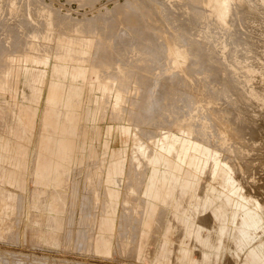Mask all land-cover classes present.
I'll use <instances>...</instances> for the list:
<instances>
[{"label":"rangeland","instance_id":"374dc122","mask_svg":"<svg viewBox=\"0 0 264 264\" xmlns=\"http://www.w3.org/2000/svg\"><path fill=\"white\" fill-rule=\"evenodd\" d=\"M187 1L0 0V264H264V109L250 98L232 60L242 56L240 44L259 38L264 44V37L256 35L264 32L263 20L250 23L251 16L258 20L264 13V5L251 10L250 0ZM180 4L201 17L193 23L195 15L183 13ZM29 9L30 22L39 20L37 29L25 22ZM18 11L25 14L15 27L10 17ZM70 20L81 26L78 31L69 29ZM189 20L193 25L188 27ZM48 30L53 39L44 38ZM187 31L189 37L193 32L190 39ZM124 38L128 43L122 46ZM143 42H150L151 50ZM263 44L250 58L264 68V59L257 57ZM5 66H11L7 75ZM263 68H250V85ZM206 78L210 83L202 84ZM226 83V90L237 86L223 95ZM256 85L263 87L260 81ZM231 92L243 93L229 102ZM249 92L257 97L253 89ZM174 161L185 167L165 180L170 169L165 163L173 167ZM229 189L253 201L237 200L245 205L237 217L223 213L218 219L220 190L232 194ZM245 215L260 228L251 224L249 233L243 230Z\"/></svg>","mask_w":264,"mask_h":264},{"label":"bare ground","instance_id":"6f19581e","mask_svg":"<svg viewBox=\"0 0 264 264\" xmlns=\"http://www.w3.org/2000/svg\"><path fill=\"white\" fill-rule=\"evenodd\" d=\"M37 1H38V0H37ZM186 1H187V0H186ZM248 1H249V0H248ZM157 2H159V1H156V3H157ZM175 2H176V0H175ZM175 2L172 3V4H174V6H175V4H176ZM180 2H181V0H180ZM189 2H190V1H189ZM189 2L187 1L188 4H189ZM38 3H39V2H38ZM156 3H154V4L156 5ZM177 3H178V2H177ZM181 3H182V2H181ZM185 3H186V2H184V5H185ZM190 3H191V2H190ZM192 3H193V2H192ZM195 3H196V5L198 4L197 1H195ZM243 3H244V2H243ZM250 3H251V5H252V6H250V7H251V10H254V8L257 9V7H259V6H263V5H264L260 0H254V1H253V0H250ZM40 4H41V3H40ZM158 4H161V3L159 2ZM158 4H157V5H158ZM178 4H179V3H178ZM193 4H194V3H193ZM193 4H192V6H193ZM244 4H245V3H244ZM41 5H42V4H41ZM150 5H151V4H150ZM161 5H162V4H161ZM176 5H177V4H176ZM184 5H183V6H184ZM186 5H187V4H186ZM230 5H231V4H230ZM245 5H246V4H245ZM38 6H39V4H38ZM162 6H163V5H162ZM174 6H173V7H174ZM178 6L180 7V6H182V4H180V5H178ZM183 6H182V8H183ZM190 6H191V5H190ZM236 6H237V5H236ZM22 7H23V6H22ZM27 7H28V6H27ZM40 7H41V6H40ZM40 7H39V8H40ZM165 7H167V6H165ZM188 7H189V6H188ZM193 7H194V6H193ZM201 7H202V6H201ZM44 8H45V7H44ZM158 8H159V7H158ZM169 8H170V7H169ZM175 8H176V7H175ZM177 8H178V7H177ZM177 8H176V9H177ZM182 8H181L180 11L183 10ZM184 8H185L186 11H185V12L183 11V13H186V14L188 15V14L190 13V10H191V9L189 10V8H186V6H184ZM198 8L200 9V7H197V9H198ZM242 8H243V7H242ZM247 8H248V7H247ZM120 9H121V8H120ZM160 9H161V8H160ZM164 9H165V8H164ZM164 9H163V11H164ZM167 9H168V8H167ZM167 9H165V10H167ZM176 9H175V10H176ZM194 9H196V8H194ZM197 9H196V10H197ZM116 10H117V9H116ZM170 10H172V9H170ZM170 10H169V11H170ZM192 10H193V9H192ZM192 10H191V14H192ZM196 10H194V11H196ZM200 10H201V9H200ZM200 10H199V11H200ZM202 10H203V9H202ZM202 10H201V11H202ZM237 10H238V9H237ZM244 10H245V9H244ZM167 11H168V10H167ZM194 11H193V13H195ZM197 11H198V10H197ZM199 11H198V12H199ZM233 11H234V10H233ZM247 11H249V9H248ZM258 11H259V9H258ZM33 12H34V11H33ZM37 12H38V11H37ZM117 12H118V11H117ZM138 12H139V11H138ZM178 12H179V11H178V9H177V13H178ZM242 12H243V10H242ZM250 12H253V11H250ZM255 12H256V11H255ZM262 12H263V11H262ZM47 13H48V11H47ZM98 13H99V12H98ZM110 13H111V12H110ZM133 13H134V11H133ZM167 13H168V12H166L165 14H167ZM169 13H170V12H169ZM171 13H172V12H171ZM175 13H176V12H175ZM175 13H173V14H175ZM181 13H182V12H181ZM201 13L204 14V11L201 12ZM201 13H200V14H201ZM12 14H13V13H12ZM22 14L24 15V14H25V11H24V13H19V11H18V14H17V12H16V18H15V14H14L13 18L10 17V18H11V21H12V20L14 21V22L12 21V22L14 23V25H15V23L17 22V20L20 21V19H21V17H22V16L20 17V15H22ZM111 14H112V13H111ZM129 14H130V13H129ZM129 14H128V15H129ZM131 14H132V13H131ZM131 14H130V16L133 15V14H132V15H131ZM134 14H135V13H134ZM158 14H159V13H158ZM178 14H180V13H178ZM178 14H177V17H180V18H181V16H180L181 14H180L179 16H178ZM242 14H243V13H242ZM252 14H253V13H252ZM254 14H255V13H254ZM262 14H264V13H262ZM262 14H260V16H261ZM32 15H33V14L31 13V10L29 9L28 13H27L26 16H25V17H26V21H25V22H26V24H28V26L30 25V27H29L30 30H31V29H34V28L38 25L37 23H39V22H37V21H39V20L36 21L37 18H36L35 21H34V22H36V23H33L32 21H31L32 23L30 22V19H28V18H29V17L31 18ZM47 15H48V14H47ZM115 15H116V14H115ZM136 15L138 16L137 12H136ZM192 15H195L194 17L191 16V18H194L193 23H194V21H195L196 18H197L196 20H198V19L201 17V16L199 15V13H195V14H192ZM201 15H202V14H201ZM17 16H18V17H17ZM51 16H52V15H51ZM56 16H58V15H56ZM112 16H113V15H112ZM164 16H165V15H164ZM166 16H167V15H166ZM170 16H171V15H168L167 17H170ZM182 16H183V15H182ZM189 16H190V15H189ZM189 16H188V17H189ZM245 16H248V15H245ZM250 16H251V15H250ZM254 16H255V15H254ZM254 16H251V20L249 19V20H250V23H251L252 25L256 24V22H259V21H261V20H263V22H264V16H263V15H262L261 18H260V16H259V19H258V20L256 19L257 17L255 18ZM257 16H258V15H257ZM34 17H35V16H34ZM61 17H62V16L59 15V18H57V19H60V21H61ZM138 17H139V16H138ZM162 17H163V16H162ZM173 17H174V16H173ZM173 17H171V18L173 19ZM183 17L185 18V16H183ZM49 18H50V17H49ZM55 18H56V17H55ZM110 18H111V17H110ZM115 18H117V17H115ZM133 18H134V17H133ZM171 18H169L170 20L168 19L169 22L171 21ZM202 18H203V17H202ZM236 18H237V17H236ZM240 18H241V17H240ZM32 19H33V18H32ZM32 19H31V20H32ZM39 19H40V18H39ZM47 19H48V18H47ZM102 19H103V18H102ZM111 19H112V18H111ZM130 19H131V18H130ZM166 19H167V18H166ZM185 19H188V18H185ZM237 19H238V18H237ZM9 20H10V19H9ZM24 20H25V19H24V17H23V21H24ZM55 20H56V19H55ZM136 20H137V19H136ZM180 20H181V19H180ZM182 20H183V18H182ZM190 20H191V19H190ZM190 20H189V21H186V22L184 21V22L186 23V24H184V25H188V27H189V24L192 23V22H191L192 20H191V21H190ZM200 20H201V19H200ZM200 20H199V21H200ZM204 20H205V19H204ZM246 20H247V19H246ZM11 21H10V24H11ZM15 21H16V22H15ZM70 21H71V20H70ZM98 21H99V20H98ZM109 21H110V20H109ZM109 21H107L106 23H108ZM112 21H113V20H112ZM114 21H115V20H114ZM128 21H129V17H128ZM139 21H140V20H139ZM139 21H138L137 23H139ZM165 21H166V20H165ZM165 21H163V22H165ZM174 21H175V19H174ZM239 21H240V20H239ZM21 22H22V20H21ZM27 22H28V23H27ZM56 22H57V24H59V23H58L59 21L56 20ZM75 22H76V21H75ZM104 22H105V21H104ZM125 22H126V21H124V23H125ZM131 22H132V20H131ZM131 22H130V23H131ZM133 22H134V21H133ZM140 22H142V21H140ZM161 22H162V21H161ZM166 22H167V21H166ZM172 22H173V21H172ZM176 22H177V21H176ZM176 22H175V23H176ZM179 22H181V21H179ZM182 22H183V21H182ZM182 22H181V23H182ZM184 22H183V23H184ZM196 22H197V21H196ZM196 22H195V25H196ZM209 22H210V21H209ZM209 22H208V23H209ZM242 22H243V21H242ZM47 23H48V22H47ZM53 23H55V22L51 21V25H52V26H54ZM60 23H61V22H60ZM127 23H128V22H126L125 24L127 25ZM137 23H136V24L133 23V25H137ZM193 23L191 24V26L193 25ZM213 23H214V22H213ZM235 23H237V22H235ZM235 23H234V24H235ZM260 23H261V22H260ZM2 24H3V23H2ZM26 24H25V25H26ZM65 24H66V23H65ZM70 24H71V27H70L69 29H73V28L75 27V25L73 24V21H71ZM70 24H69V25H70ZM104 24H105V23H104ZM108 24L110 25V23H108ZM108 24H107V25H108ZM112 24H114V22H113ZM169 24H170V23H169ZM173 24H174V23H173ZM176 24H177V23H176ZM176 24H175V25H176ZM178 24H179V23H178ZM198 24H200L201 26H203V25H202L203 22H202V24H201V23H198ZM204 24H205V22H204ZM241 24H242V23H241ZM257 24H258V23H257ZM16 25H18V24L16 23ZM16 25H15V27H16ZM55 25H56V24H55ZM60 25H61V24H60ZM85 25H86V24H85ZM97 25H98V24H97ZM115 25L117 26L116 23H115ZM118 25H119V24H118ZM131 25H132V23H131ZM131 25H130V26H131ZM167 25H168V23H167ZM182 25H183V24H182ZM205 25H206V24H205ZM212 25H214V24H212ZM242 25H243V24H242ZM9 26H10V25H9ZM21 26H24V24H20L19 27H21ZM28 26H27V27H28ZM76 26H77V27H75V28H76V30L78 31L79 27H81V26L78 27V23H77ZM95 26H96V25H95ZM99 26H100V25H99ZM104 26H105V25H104ZM116 26H114V27H116ZM124 26H125V25H124ZM127 26H128V25H127ZM165 26H166V25H165ZM168 26H169V25H168ZM178 26H179V27H178ZM178 26H177L178 28H185V27H180V25H178ZM191 26H190V28H191ZM198 26H199V25H198ZM198 26H197V27L195 26V27L197 28L196 30H197L198 34H201V36H202V34H204V32H202V31L204 30V28H203V30H202V28H200V26H199V27H198ZM240 26H241V25H240ZM256 26H258V25H256ZM259 26H260V24H259ZM261 26H264V24L262 25V23H261ZM19 27H17V28H19ZM49 27H50V26H49ZM84 27H85V26H84ZM107 27H111V26H107ZM114 27H113V28L111 27V29L114 30ZM120 27H121V25H120ZM166 27H167V26H166ZM169 27L173 28V26H171V25H170ZM174 27H175V26H174ZM188 27H186V28H188ZM204 27H205V26H204ZM233 27H234V26H233ZM245 27H246V24H245ZM9 28H10V27H9ZM29 28H26V27H25L26 30L29 29ZM121 28H122V27H121ZM136 28H138V27H136ZM142 28H144V27L142 26V27L140 28V30H141ZM167 28H168V27H167ZM186 28H185V30H183V31H186ZM216 28H217V27H216ZM216 28H215V29H216ZM259 28H260V27H259ZM259 28H258V29H259ZM4 29H5V28H4ZM10 29H11V28H10ZM12 29H14V27H12ZM15 29H16V28H15ZM20 29L22 30V28H20ZM23 29H24V28H23ZM36 29H37V27H36ZM123 29L125 30V28H122V30H123ZM239 29H240V28H239ZM239 29H238V30H239ZM245 29H246V28H245ZM16 30H18V29H16ZM52 30H53V28H52ZM80 30H81V29H80ZM116 30H117V31H116ZM126 30H127V29H126ZM126 30H125V31H126ZM133 30H134L135 32L138 31V29H136V30L133 29ZM143 30H144V29H143ZM187 30H189V29H187ZM247 30H248V29H247ZM254 30H256V28H255V29L253 28V29H252V32H254ZM11 31H12V30H11ZM33 31H34V30H33ZM68 31H69V30H68ZM102 31H103V30H102ZM115 31H116V32H114V31H113V32H114V33H117L119 30H118V29H115ZM148 31H150V30H148ZM152 31H153V30H152ZM190 31H193V29H192V30L190 29ZM225 31H226V30H225ZM240 31H241V30H240ZM8 32H9V31H8ZM12 32H13V31H12ZM12 32H11V33H12ZM15 32H16V31H15ZM29 32H30V31H29ZM66 32H67V31H66ZM113 32H112V33H113ZM122 32H123V31H122ZM135 32H134V33H135ZM138 32H140V31H138ZM138 32H137V33H138ZM141 32H142V31H141ZM188 32H189V31L185 32L186 35H188ZM194 32H195V31H194ZM211 32H212V31H211ZM211 32H210V33H211ZM235 32H236V31H235ZM17 33H20V32H17ZM32 33H33V32H32ZM70 33H71V32H70ZM72 33H73V31H72ZM143 33H144V31H143ZM153 33H155V32L153 31ZM153 33L151 32L150 34H153ZM192 33H193V32L190 33V37H189V35H188V37H186V35H185V37L190 39ZM208 33H209V32H208ZM225 33H226V32H225ZM232 33H233V31H232ZM232 33H231V34H232ZM240 33H241V32H240ZM240 33H239V34H240ZM3 34H4V33H3ZM8 34H9V33H8ZM12 34H13V33H12ZM15 34H16V33H15ZM33 34H34V33H33ZM42 34L44 35V38H45V39H49L50 37L53 39V37H52L53 31L48 30L46 33H42ZM79 34H80V32H79ZM81 34H82V33H81ZM84 34H85V33H84ZM84 34H83V35H84ZM138 34H139V33H138ZM146 34H147V32H146ZM148 34H149V33H148ZM177 34H179V32H177ZM180 34H181V32H180ZM196 34H197V33H196ZM196 34H195V35H196ZM198 34H197V35H198ZM212 34H213V33H211V35H212ZM217 34H218V33H217ZM231 34H230V35H231ZM234 34H235V33H234ZM242 34H243V33H242ZM245 34H246V33H245ZM1 35H2V34H1ZM17 35H18V34H17ZM22 35H23V34H22ZM30 35H31V34H29V36H30ZM68 35H69V34H68ZM113 35H114V34H113ZM117 35H118V34H117ZM155 35H156V34H155ZM183 35H184V33H183ZM183 35H182V36H183ZM192 35H193V34H192ZM207 35H208V34H207ZM246 35H247V34H246ZM249 35H252V33L249 34ZM253 35H255V34H253ZM256 35H257V37H258V36H260V37H264V32H257ZM19 36H20V35H19ZM27 36H28V35H27ZM29 36H28V38H29ZM32 36H33V37H36V36H39V35H36V33H35V34L32 35ZM126 36H128V35H126ZM179 36H180V35H179ZM179 36H178V37H179ZM236 36H237V34H236ZM240 36H241V35H239V37H240ZM6 37H7V36H6ZM8 37H9V36H8ZM14 37H15V36H14ZM21 37H22V36H21ZM39 37H41V35H40ZM154 37H155V36H154ZM194 37L196 38V36H194ZM194 37H193V38H194ZM203 37H204V36H203ZM209 37H210V36L208 35V38H209ZM212 37H213V36H212ZM234 37H235V36H234ZM245 37H246V36H245ZM251 37H252V36H251ZM1 38H2V37H1ZM10 38H11V37H10ZM115 38H116V37H115ZM121 38H122V37H121ZM121 38H119V39L121 40ZM126 38H128V37H126ZM126 38H124L125 41L122 40L123 42H121V43L119 42L120 45H121L122 43H123V44L128 43V41L126 42V40H127ZM179 38H180V37H179ZM182 38H183V37H182ZM186 38H185V39H186ZM197 38H198V37H197ZM197 38H196V39H197ZM199 38H200V35H199ZM215 38H216V37H215ZM236 38H237V37H236ZM23 39H24V38H23ZM89 39H90V38H89ZM91 39H92V38H91ZM155 39H156V37H155ZM206 39H207V38H206ZM220 39H221V38H220ZM225 39H226V38H225ZM239 39H243V38H239ZM249 39H250V38H249ZM252 39H255V37H254V38L252 37ZM256 39H257V38H256ZM2 40H3V39H2ZM17 40L20 41V39H17ZM27 40H28V39H27ZM42 40L44 41V39H42ZM85 40H86V39H85ZM116 40H117V39H116ZM128 40H129V39H128ZM156 40H158V39H156ZM183 40H184V39H182V41H183ZM192 40L194 41V39H192ZM245 40H247V39H245ZM257 40H258V39H257ZM260 40H261L260 38H259V40H258L259 42H257V41H252V42H251V40H250V41L248 40V42H250V44L247 42L249 45L246 43V44H243V46H240V45H242V44H240V43H242L243 41L239 40V41H241V42H239L240 45L237 46V47H238L237 49H242V56H237V55H236V56L232 57V60H233L234 64H235V62H236L237 65H238V67H239L238 69H239V73H240L241 78L239 77L238 79H243V80H244V85H245L246 87H248V89H249V90L247 89V91H248V94H249L250 98L253 99V100L256 102V106H257L260 110H262V108L264 109V68H263V66L261 65L260 62L258 63V62L256 61V59L254 60L253 57L250 58V57L253 55V54L251 55L250 53H253V52H254V54H255V52H256L257 50L260 51V47H262V46H260V45L263 44V43H260ZM263 40H264V39H263ZM0 41H1V40H0ZM8 41H9V40H8ZM21 41H22V40H21ZM21 41H20V42H21ZM45 41H46V40H45ZM90 41H91V40H89V42H90ZM92 41H93V40H92ZM118 41H119V40H118ZM118 41H117V43H118ZM186 41H187V40H186ZM193 41H192V44H193ZM196 41H197V40H195V42H196ZM210 41H211V40H210ZM222 41H223V40H222ZM231 41H232V40H231ZM12 42H15V41H12ZM12 42H10V43H12ZM24 42H25V41H24ZM36 42H37V41H36ZM124 42H126V43H124ZM129 42H130V41H129ZM132 42H134V41H132ZM190 42H191V40H190ZM197 42L200 43V41H197ZM197 42H196V43H197ZM237 42H238V41H237ZM244 42H245V41H244ZM6 43H7V41H6ZM26 43H27V42H26ZM91 43H92V42H91ZM140 43H141V42H140ZM140 43H139V44H140ZM143 43H145V42H143ZM149 43H150V42L145 43V44L148 46L147 48H146V45L144 46V45L142 44V46H144V48L148 49V48H149V45H148ZM159 43H162V42H159ZM159 43H157V45H159ZM183 43H184V42H183ZM186 43H188V44L186 45V46L188 47L190 43H189V42H185V44H186ZM196 43H195V44H196ZM204 43H205V41H204ZM231 43H232V42H231ZM22 44H23V42H22ZM123 44H122V46H124ZM132 44H133V43H132ZM150 44H151V43H150ZM162 44H163V43H162ZM192 44H190V45H192ZM197 44H198V43H197ZM201 44H203V42H202ZM210 44H211V43H210ZM222 44H223V42H222ZM233 44H235V42H234ZM13 45H14V44H13ZM38 45H39V44H38ZM108 45H109V44H108ZM112 45H114V44H112ZM127 45H128V44H127ZM152 45H153V44H152ZM211 45H212V44H211ZM216 45H217V44H216ZM236 45H237V44H236ZM8 46H9V45H8ZM8 46H7V47H8ZM23 46H24V45H23ZM42 46H43V45H42ZM132 46H133V45H132ZM139 46H140V45H139ZM142 46H141V47H142ZM153 46H154V45H153ZM195 46H199V45H195ZM203 46H204V45H203ZM203 46H202V47L199 46L198 49H199V48H202V49H203ZM206 46H207V44H206ZM206 46H205V47H206ZM232 46H233V45H232ZM232 46H231V47H232ZM248 46L250 47L251 50H246V49H245V48L248 47ZM263 46H264V44H263ZM1 47H2V46H1ZM9 47H10V46H9ZM12 47H13V46H12ZM21 47H22V46H21ZM128 47H129V46H128ZM136 47H137V46H136ZM150 47H151V45H150ZM205 47H204V49H205ZM208 47H209V46H208ZM233 47H234V46H233ZM123 48H124V47H123ZM142 48H143V47H142ZM144 48H143L142 50H144ZM153 48H154V47H153ZM156 48H157V47H156ZM156 48H155V49H156ZM160 48H161V47H158L159 50H161ZM163 48H164V47H163ZM191 48H194V45H193V47L191 46ZM206 48H207V47H206ZM212 48H213V46H212ZM229 48H230V47H229ZM113 49H114V48H113ZM135 49H136V48H135ZM139 49H140V47H139ZM139 49H136V51L138 50V53H139ZM146 49H145V51H143V52L141 51V52H142V53L146 52V51H147ZM149 49H150V48H149ZM165 49H166V48H165ZM187 49H188V48H187ZM195 49H196V48H195ZM195 49H192V50H194V51L196 52ZM202 49H201V51H202ZM25 50H26V49H25ZM39 50H40V49H39ZM119 50H121V49H119ZM150 50H151V49H150ZM153 50H154V49H153ZM192 50H191V51H192ZM206 50H207V49H206ZM210 50H211V48H210ZM210 50H209V51H210ZM219 50H220V49H219ZM262 50H263V51H262L259 55H257V57H258L259 60H260V59H264V49H262ZM122 51H123V49H122ZM134 51H135V50H134ZM157 51H158V50H157ZM161 51H162V50H161ZM188 51H189V50H188ZM191 51H190V52H191ZM194 51H193V52H194ZM199 51H200V50H199ZM19 52H20V51H19ZM36 52H37V51H36ZM39 52H40V51H39ZM119 52H120V51H119ZM127 52H129V51H127ZM127 52H126V53H127ZM131 52H132V51H131ZM141 52H140V53H141ZM148 52H149V51H148ZM148 52H147V53H148ZM151 52H154V51H150V54H149V53H148V54L153 56V53L151 54ZM155 52H156V51H155ZM206 52H208V51H206ZM104 53H105V52H104ZM114 53H115V52H114ZM136 53H137V52H136ZM138 53H137V54H138ZM222 53H223V58H225V55H224L225 53H224V51H222ZM234 53H235V52H234ZM236 53H237V52H236ZM243 53H244V55H243ZM256 53H257V52H256ZM44 54H45V53H44ZM117 54H118V52H117ZM119 54H120V53H119ZM121 54H123V53H121ZM121 54H120V55H121ZM127 54H128V53H127ZM137 54H136V55H137ZM145 54H146V53H145ZM160 54H161V53H159V51H158V54H157V55H160ZM191 54H192V53H191ZM203 54H204V53L202 52L201 55H203ZM206 54H208V53H206ZM206 54H204L203 56H205ZM210 54H211V53H209L207 56L209 57ZM216 54H217V53H216ZM231 54H232V53H231ZM142 55H143V54H142ZM146 55H147V54H146ZM146 55H145V56H146ZM157 55H156V56H157ZM189 55H190V53H189ZM193 55H194V54H192V56H193ZM195 55H198V53L195 54ZM218 55H219V54H218ZM239 55H241V54H239ZM107 56H108V55H107ZM122 56H123V55H121V58H122ZM124 56H126V55H124ZM124 56H123V58H124ZM137 56H139V55H137ZM147 56H148V55H147ZM190 56H191V55H190ZM219 56H220V55H219ZM255 56H256V55H255ZM160 57H161V56H160ZM194 57H195V56H194ZM194 57H193V58H194ZM208 57H206V58H208ZM215 57H216V56H215ZM20 58H22V56H21ZM108 58H109V56H108ZM158 58H159V56H158ZM164 58H165V57H164ZM197 58H200L199 55L197 56ZM204 58H205V57H204ZM209 58H211V57H209ZM217 58H218V57H217ZM217 58H215V59H217ZM221 58H222V57H221ZM227 58H228V57H227ZM230 58H231V57H230ZM230 58H229V59H230ZM125 59H126V58H125ZM148 59H149V61H150V58H148ZM211 59H212V58H211ZM215 59H214V62H215ZM218 59H220V58H218ZM250 59H251V60L253 59V60H252V61H249ZM107 60H108V59H107ZM122 60H124V59H122ZM126 60H127V59H126ZM126 60H125V61H126ZM165 60H166V59H165ZM190 60L193 62L192 58H191ZM195 60H196V58H195ZM195 60H194V61H195ZM207 60L209 61V59H207ZM207 60H205V61H207ZM212 60H213V59H212ZM227 60H228V59H227ZM230 60H231V59H230ZM6 61H7V60H6ZM139 61H140V60H139ZM159 61H160V60H159ZM163 61H164V60H163ZM191 61H190V62H191ZM196 61H198V60H196ZM220 61H221V59H220ZM112 62H113V61H112ZM135 62H137V61H135ZM150 62H151V61H150ZM214 62H213V63H214ZM216 62H217V61H216ZM227 62H228V61H227ZM248 62H249V64H248ZM250 62H253V63H250ZM142 63H143V62H142ZM151 63H152V62H151ZM151 63H150V66H151ZM153 63H154V62H153ZM210 63H212V61H211ZM210 63L208 62V64H210ZM218 63H222V62H219V60H218L217 65H218ZM228 63H229V62H228ZM4 64H6V63H4ZM7 64H8V63H7ZM124 64H125V63H124ZM126 64H128V61L126 62ZM191 64H192V63H191ZM194 64L198 65L199 63H193V66H194ZM208 64H205V63H204V65H208ZM215 64H216V63H215ZM129 65H130V63H129ZM199 65H201V64H199ZM204 65L202 64V66H204ZM0 66H1V65H0ZM115 66H116V65H115ZM202 66H201V68H202ZM221 66H222V65H221ZM225 66H226V65H225ZM2 67H3V64H2ZM5 67H7V66H5ZM5 67H4V68H5ZM131 67H132V65H131ZM136 67H137V66H136ZM154 67H156V66H154ZM208 67H210V66H208ZM214 67H215V66H214ZM236 67H237V66H236ZM8 68H10V67H8ZM122 68H124V67H122ZM132 68H133V67H132ZM148 68H149V67H148ZM152 68H153V65H152ZM152 68H151V69H152ZM203 68H204V67H203ZM203 68H202V69H203ZM212 68H213V67H212ZM250 68H255V69H261V68H263V72H262V74H255V75H258V76H256L257 79L254 80V81L252 82V83H253L252 85H250L249 80H248L249 77L254 78V76H253L254 74L251 73V69H250ZM5 69H7V68H5ZM116 69H117V68H116ZM127 69H128V68H127ZM145 69H146V68H145ZM202 69H200V70L202 71ZM204 69H205V68H204ZM207 69H208V68H207ZM218 69L220 70V68H218ZM227 69H228V67H227ZM7 70H8V69H7ZM128 70H129V69H128ZM133 70H134V69H133ZM141 70H142V68H141ZM153 70H154V68H153ZM162 70H163V69H162ZM222 70H223V69H222ZM120 71H122V70H120ZM130 71H131V69H130ZM205 71H206V70H205ZM205 71H204V72H205ZM207 71H208V70H207ZM207 71H206V72H207ZM211 71H212V70H211ZM211 71H208V72H210V73H214V72H211ZM224 71H225V70H224ZM126 72H127V71H126ZM146 72H147V69H146ZM202 72H203V71H202ZM208 72H207V73H208ZM220 72H221V71H220ZM127 73H128V72H127ZM127 73H126V74H127ZM129 73H130V72H129ZM132 73H133V72H132ZM144 73H145V72H144ZM144 73H143V74H144ZM223 73H224V72H223ZM228 73H229V72H228ZM230 73H232V72H230ZM230 73L228 74V76L230 75ZM130 74H131V73H130ZM150 74H151V73H150ZM198 74H199V71H198ZM200 74H202V73L200 72ZM214 74H215V73H214ZM217 74H218V71H217ZM224 74H225V73H224ZM233 74H234V73H233ZM132 75H133V74H132ZM203 75H205V74H203ZM207 75H208V74H207ZM219 75L222 76L221 74H219ZM120 76H121V75H120ZM122 76H123V75H122ZM124 76H126V75H124ZM148 76H150V75H148ZM201 76H202V75H200L199 77L202 78ZM205 76H206V75H205ZM209 76H210V75H209ZM228 76H227V77H228ZM230 76H231V75H230ZM232 76H234V75H232ZM131 77H132V76H131ZM164 77H166V76H164ZM171 77H172V74H171ZM174 77H175V76H174ZM174 77H173V80H174ZM176 77H177V76H176ZM176 77H175V78H176ZM203 77H204V76H203ZM213 77H214V76H213ZM217 77H218V76H217ZM223 77H224V76H223ZM225 77H226V76H225ZM235 77H236V75H235ZM154 78H155V77H154ZM168 78L170 79V77H168ZM207 78H208V77H207ZM207 78L204 79V80L202 81V84L204 83V81L207 80ZM210 78H211V77H210ZM210 78H209V79H210ZM128 79H129V78H128ZM145 79H146V78H145ZM160 79H162V78H160ZM160 79H159V81H160ZM163 79H164V78H163ZM163 79H162V80H163ZM166 79H167V78H166ZM216 79H217V78H216ZM224 79H226V78H224ZM228 79H231V78H228ZM235 79H236V78H235ZM235 79H234V80H235ZM148 80H149V79H148ZM150 80H151V79H150ZM153 80H154V79H153ZM164 80H165V79H164ZM170 80L173 81L172 78H171ZM177 80H178V82H179V79H177ZM177 80H176V81H177ZM234 80H232V81H234ZM124 81H125V80H124ZM159 81L157 80V82H159ZM167 81H168V79L166 80V82H167ZM176 81L174 80L173 82H176ZM200 81H201V80H200ZM212 81H213V80H212ZM212 81H211V82H212ZM219 81H220V80H219ZM229 81H230V80H229ZM232 81H231V82H232ZM239 81H240V80H238V82H239ZM257 81H258V82L260 81L261 86L263 85L262 88H259V87L256 85V82H257ZM164 82H165V81H164ZM169 82H170V81H168L167 83H169ZM173 82H171V83H173ZM206 82H209V83H210V81H208V80H207ZM215 82H217V81H215ZM234 82H235V81H234ZM238 82H236V83H238ZM153 83H155V82H153ZM209 83H208V84H209ZM213 83H214V81H213ZM227 83H230V82H227ZM227 83H226V84H227ZM240 83H241V82H240ZM262 83H263V84H262ZM147 84H148V82H147ZM205 84H206V83H205ZM208 84H206V85H208ZM218 84H219V83H218ZM226 84H225V86H224L225 89H224V91H223V95H224V92L229 91V90L232 91L233 88H235V87L237 86L235 83H233V84H235V85H234L235 87H234V86L231 87L232 90H231L230 88H228L229 90H226L227 87H228V84H227V86H226ZM150 85H151V84H150ZM163 85H165V84H162V85H161V83H160V86H163ZM166 85H167V86H169V85L171 86V84H169V85L166 84ZM206 85H205V86H206ZM212 85H213V84H212ZM212 85H211V87H210V86H207V87L212 88V87H213ZM230 85H231V84H230ZM253 85H255V87H254ZM146 86H147V85H146ZM222 86H223V85H222ZM163 87H165V86H163ZM163 87H162V89L160 88L161 91L163 90ZM203 87H204V86H203ZM215 87H216V86H215ZM215 87H214V88H215ZM218 87H219V86H218ZM253 87H254V88H253ZM165 88H166V87H165ZM214 88H213V90H214ZM238 88H239V87H238ZM145 89H146V88H145ZM168 89L171 90L170 88H168ZM168 89H167V91H168ZM206 89H207V88H206ZM208 89H209V88H208ZM215 89H216V88H215ZM250 89H253L254 91L257 92V94H256L257 97H256V98H254V97L252 96V94L249 92ZM174 90H175V91H174L175 94L177 95V93H176L177 90H176V89H174ZM217 90H218V89H217ZM219 90H220V88H219ZM235 90H236V89H235ZM238 90H239V89H238ZM238 90H237V91H238ZM141 91H143V90H141ZM145 91H146V90H145ZM153 91H154V89H153ZM164 91H165V90H164ZM210 91H211V90H210ZM210 91H209V92H210ZM241 91H242V90H239L238 92H241ZM143 92H144V91H143ZM165 92H166V91H165ZM216 92H218V91H216ZM216 92H214L213 95L217 94V96H218V93H216ZM232 92H233V91H232ZM232 92H231V94H232ZM166 93H167V92H166ZM207 93H208V91H207ZM219 93H220V91H219ZM227 93H228V92H227ZM229 93H230V92H229ZM242 93H243V92H242ZM242 93H236V92H235V93H233L232 95H229V96L226 94V96L229 97V102H230L231 100H233V99L230 100V98H231L232 96L234 97V96H235L234 94L242 95ZM143 94H144V93H143ZM168 94H170V92H169ZM175 94H174V95H175ZM180 94H181V95H184V93L182 94V92H181ZM165 95L167 96V94H165ZM178 95H179V94H178ZM210 95H211V93H210ZM219 95H220V94H219ZM237 95H236V96H237ZM146 96H148V95H146ZM166 96H165L164 98H166ZM185 96H186V95H185ZM217 96H216V97H217ZM230 96H231V97H230ZM236 96L234 97V99L236 98ZM167 97H168V96H167ZM169 97H170V96H169ZM183 97H184V96H183ZM213 97H214V96H213ZM221 97L223 98L222 95H221ZM221 97H220V98H221ZM237 97H238V96H237ZM184 98H186V97H184ZM184 98H183V99H184ZM218 98H219V96H218ZM222 98H221V99H222ZM242 98H243V97H242ZM146 99H147V98H146ZM167 99H168V98H167ZM167 99H165V100H167ZM186 99L188 100V98H186ZM186 99H185V100H186ZM223 99H224V98H223ZM225 99H226V98H225ZM225 99H224V100H225ZM237 99H239V98H237ZM243 99L245 100V98H243ZM243 99H242V100H243ZM247 99L249 100V98H247ZM142 100H143V99H142ZM142 100H141V101H142ZM160 100H161V99H160ZM187 100H186V101H187ZM224 100H223V101H224ZM235 100H236V99H235ZM244 100H243V101H244ZM248 100H247V101H248ZM163 101H164V99H163ZM167 101H168V100H167ZM170 101H171V99H170ZM186 101H184V102H185L184 105H186ZM220 101H221V100H220ZM225 101H226V100H225ZM227 101H228V98H227ZM168 102H169V101H168ZM187 102H188V101H187ZM221 102H222V101H221ZM229 102H227V105H230V104H231V103L228 104ZM170 103H171V102H170ZM242 103H243V102H242ZM245 103L247 104V102H245ZM245 103H244V105H246ZM141 104H142V103H141ZM143 104H144V102H143ZM143 104H142L141 106H143ZM188 104L190 105V103H187L186 106H188ZM224 104H226V103L224 102ZM249 104H250V103H249ZM134 105H135V104H134ZM144 105H145V104H144ZM146 105H147V103H146ZM182 105H183V104H182ZM240 105H243V104H240ZM244 105H243V106H244ZM231 106H232V105H231ZM237 106H238V105H237ZM243 106H242L241 108H243ZM247 106H248V105H247ZM256 106H255L254 108H257ZM189 107H190V106H189ZM229 107H230V106H229ZM232 107H233V106H232ZM239 107H240V106H239ZM251 107H252V106H251ZM140 108H141V107H140ZM144 108H145V107H144ZM144 108H143V109H144ZM147 108H148V107H147ZM169 108H170V107H169ZM174 108H176V107H174ZM174 108H173V109H174ZM186 108H187V107H186ZM227 108H228V107H227ZM237 108H238V107H237ZM237 108H234V110L237 109ZM176 109H177V108H176ZM249 109H250V108H249ZM139 110H140V112H142V111H141L142 109H139ZM145 110H146V109H144V111H145ZM147 110H148V109H147ZM169 110H170V109H169ZM169 110H168V111H169ZM171 110H172V108H171ZM171 110H170V113H171ZM238 110H240V109L238 108L237 111H238ZM173 111L176 112L175 110H173ZM173 111H172V112H173ZM178 111H179V110H178ZM230 111H231V109H230ZM140 112H139V113H140ZM179 112H181V111H179ZM179 112H178V115H181L182 113H179ZM187 112H188V110H187ZM227 112H228V109H227ZM141 114H142V113H141ZM172 114H173V113H172ZM174 114H175V113H174ZM183 114H184V113H183ZM176 115H177V114H176ZM178 117H179V116H178ZM180 117H181V116H180ZM183 117H184V116H183ZM263 118H264V117H263ZM263 118H262V119H263ZM262 119H261V120H262ZM139 120H140V119H139ZM146 120H147V119H145V121H146ZM148 120H149V119H148ZM148 120H147V121H148ZM150 120H151V118H150ZM150 120H149V121H150ZM143 121H144V120H143ZM149 121H148V122H149ZM152 121H153V120H152ZM236 121L238 122V120H235V119H234V124H236V126H239V124L235 123ZM140 122H141V120H140ZM245 122H246V121H245ZM245 122H244V123H245ZM150 123H151V121H150ZM251 123H252V122H251ZM253 123H254V121H253ZM260 123H261V121H260ZM241 124H242V123H241ZM248 124H249V123H248ZM245 125H246V123H245ZM254 125L256 126V123H254ZM254 125H252V126H254ZM257 125L259 126V125H261V124H257ZM263 125H264V124H263ZM202 126H203V125H202ZM242 127H244V125H243V126L241 125V128H242ZM256 127H257V126H256ZM256 127H255V128H256ZM248 128H249V127H248ZM250 128H251V127H250ZM252 128H253V127H252ZM255 128H253V129H255ZM263 128H264V126H263ZM239 129H240V128H239ZM244 129H245V127H244ZM256 129H257V128H256ZM256 129H255V130H256ZM204 131H205V130H204ZM250 131H251V129H250ZM252 131H254V130H252ZM258 132H259V131H258ZM255 133H256V132H255ZM261 133H262V131H261ZM258 135H259V134H258ZM263 135H264V134H263ZM216 139H217V138H216ZM215 141H217V140H215ZM213 156H214V155H213ZM215 159H216V158H215ZM249 163H250V162H249ZM251 165H252V164H251ZM243 170H244V169H243ZM258 175H259V174H258ZM263 181H264V180H263ZM232 182H233V181H232ZM259 186H260V185H259ZM259 200H260V199H259Z\"/></svg>","mask_w":264,"mask_h":264},{"label":"crops","instance_id":"0c3cea01","mask_svg":"<svg viewBox=\"0 0 264 264\" xmlns=\"http://www.w3.org/2000/svg\"><path fill=\"white\" fill-rule=\"evenodd\" d=\"M31 56L30 55H27V56H25V57H23V59L22 60H25V58H30ZM12 66V65H11ZM11 66H8V67H10V68H8V67H6L8 70L9 69H11ZM7 69H5L6 70V72H5V75H7V73H8V71H7ZM156 160V159H155ZM174 163V166L173 167H171V165H170V162L169 163H165L166 165H169V172L168 173H166V176H165V180H167V179H169V178H171L170 177V174H171V172H173L174 170H176V169H178V168H183V167H185V166H183V165H180V164H178V163H176L175 161L173 162ZM159 165H160V163H158V161H155V165H154V167H155V169H159ZM193 175H197V174H195V173H193V172H191ZM114 174V173H113ZM222 177H223V174H222ZM224 179V178H223ZM229 191H231L232 192V194H234V196L232 195V194H230V193H228V192H225V191H222V190H220V192H221V194H222V196H223V207L222 208H220L215 214H216V217L218 218V219H221V217L224 215V214H231L232 213V216H233V218L235 219L236 217H237V215H238V211H239V209L240 208H242V207H245V205H243L241 202H238V201H240V200H244V201H246V202H252L253 200L252 199H249L248 197H246V196H243V195H237L236 193H235V191L233 192L232 191V189H229ZM238 200V201H237ZM259 206H261V205H259ZM224 213V214H223ZM241 220H242V223H243V230H245L246 232H248L249 233V231H250V226H251V224H255V226H256V228H260V225H259V223H258V221H256L255 219H253L252 217H248V215H245V216H242L241 217ZM248 222H250L249 224H248ZM250 225V226H249Z\"/></svg>","mask_w":264,"mask_h":264}]
</instances>
